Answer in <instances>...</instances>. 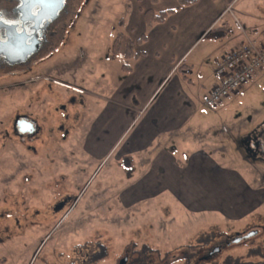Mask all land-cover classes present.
Here are the masks:
<instances>
[{
	"label": "rangeland",
	"instance_id": "obj_1",
	"mask_svg": "<svg viewBox=\"0 0 264 264\" xmlns=\"http://www.w3.org/2000/svg\"><path fill=\"white\" fill-rule=\"evenodd\" d=\"M149 2L74 0L73 26L48 60L0 79V264H264V156L243 144L249 135L264 144V70L218 108L202 102L222 113L219 187L188 183L181 199L162 181L139 182L149 167L119 160L132 127L122 146L130 120L110 103L126 59L112 46ZM17 115L40 128L32 150L13 133Z\"/></svg>",
	"mask_w": 264,
	"mask_h": 264
},
{
	"label": "crops",
	"instance_id": "obj_2",
	"mask_svg": "<svg viewBox=\"0 0 264 264\" xmlns=\"http://www.w3.org/2000/svg\"><path fill=\"white\" fill-rule=\"evenodd\" d=\"M150 8L176 12L165 22L148 27L143 14ZM128 23L129 36L121 33L135 43L137 56L132 58V70L121 69L110 103L130 120L120 137L122 146L132 127V139L122 147L119 160L131 158L134 165L149 167L147 177L139 182L150 177L162 181L181 199L188 183L219 187L221 174L228 172L218 167L216 158L222 113L205 111L202 102L219 84L217 60L238 49L246 36L264 43V0H199L187 8H179L176 0H150L148 8L139 7ZM220 28L227 32L224 39L214 32Z\"/></svg>",
	"mask_w": 264,
	"mask_h": 264
},
{
	"label": "flooded vegetation",
	"instance_id": "obj_3",
	"mask_svg": "<svg viewBox=\"0 0 264 264\" xmlns=\"http://www.w3.org/2000/svg\"><path fill=\"white\" fill-rule=\"evenodd\" d=\"M41 1L44 0H0V79L19 74L26 76L32 69L42 65L54 52L59 36L73 26L75 11L74 18L69 19L68 23L66 20L71 14L70 6L74 0H64V7L56 14L57 16L53 10L56 0H50L48 6H44ZM87 1L84 0V3ZM23 122L31 123L32 127L30 124L23 125ZM21 128L25 131L22 132ZM12 129L14 135L26 141L27 148L31 150V144L41 134L37 121L24 115H17L14 118ZM51 135L54 136V133L51 132L48 136ZM243 144L246 154L250 157L256 159L264 156L261 137L249 135ZM216 248H220L218 253H221L222 247L218 245L210 249L207 256L202 259L211 260L218 254H212Z\"/></svg>",
	"mask_w": 264,
	"mask_h": 264
},
{
	"label": "built area",
	"instance_id": "obj_4",
	"mask_svg": "<svg viewBox=\"0 0 264 264\" xmlns=\"http://www.w3.org/2000/svg\"><path fill=\"white\" fill-rule=\"evenodd\" d=\"M264 69V43L246 36L242 45L224 54L215 63L219 84L204 97L208 108H216L222 101L240 91Z\"/></svg>",
	"mask_w": 264,
	"mask_h": 264
},
{
	"label": "trees",
	"instance_id": "obj_5",
	"mask_svg": "<svg viewBox=\"0 0 264 264\" xmlns=\"http://www.w3.org/2000/svg\"><path fill=\"white\" fill-rule=\"evenodd\" d=\"M157 0H152V3H155ZM178 3L179 8H187L196 5L199 0H176ZM176 12V9H169L166 11L156 12L152 8L146 10L144 12V20L148 27L153 26L155 24H160L165 22L168 16L172 13ZM215 33L219 34V39H224L227 35V32L224 28H220L214 31ZM145 36L141 38L139 41L142 42ZM124 47V48H123ZM112 53L113 57L116 54L123 53V57L126 61L122 65V69L125 71L132 70V65L127 62V60L134 59L137 54L135 51V43H133L130 39L126 38L124 34L119 33L112 46ZM98 255V253H97ZM96 253L91 255L93 262L97 261ZM106 253H102L101 257H104ZM152 260H148V258L138 259V260H131L130 264H152Z\"/></svg>",
	"mask_w": 264,
	"mask_h": 264
},
{
	"label": "water",
	"instance_id": "obj_6",
	"mask_svg": "<svg viewBox=\"0 0 264 264\" xmlns=\"http://www.w3.org/2000/svg\"><path fill=\"white\" fill-rule=\"evenodd\" d=\"M41 3L44 6H48V5H50L51 2H50V0H44V1H41ZM63 7H64V0H56L55 7L53 9L54 10V15L57 16L56 14H58V12H60L63 9ZM22 124L25 125V126H27V124H30V126L32 127L31 123H27L26 124L25 122H23ZM21 131L23 132L25 130L21 128ZM255 234H256V232H250L244 237L238 236L231 243H239V242L242 241L243 238L248 239V238H251L252 236H254ZM218 252H220V248H216L215 250H213L212 254H215V253H218ZM126 263H127V258H124V259H122L120 264H126Z\"/></svg>",
	"mask_w": 264,
	"mask_h": 264
}]
</instances>
